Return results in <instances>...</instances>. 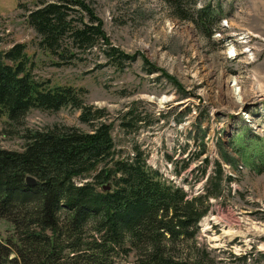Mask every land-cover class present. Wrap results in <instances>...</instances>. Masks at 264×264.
<instances>
[{
    "label": "rangeland",
    "instance_id": "1",
    "mask_svg": "<svg viewBox=\"0 0 264 264\" xmlns=\"http://www.w3.org/2000/svg\"><path fill=\"white\" fill-rule=\"evenodd\" d=\"M186 1L188 9L194 1L197 10L218 9L221 19L210 37L191 19L175 16L165 0H86L103 21L109 43L100 40L82 59L57 65L25 17L26 8H38L40 0H0V49L23 43L37 79L84 88L85 102L105 108L114 123L116 148L123 151L116 158L123 160L135 143L141 145L148 164L189 197L206 193L218 159L232 180L223 181L222 193L209 199L210 212L195 239L198 253L206 264H264V0ZM110 47L130 57L123 67L109 60ZM146 61L156 71L148 72ZM130 109L146 117L132 132L120 126ZM80 112L32 109L16 132L2 117L0 148L22 151L28 128L59 123L88 129L79 121ZM204 147L206 153L197 158ZM206 157L210 166L202 176ZM0 237L17 238L14 225L1 218Z\"/></svg>",
    "mask_w": 264,
    "mask_h": 264
},
{
    "label": "trees",
    "instance_id": "2",
    "mask_svg": "<svg viewBox=\"0 0 264 264\" xmlns=\"http://www.w3.org/2000/svg\"><path fill=\"white\" fill-rule=\"evenodd\" d=\"M165 1L175 16L191 19L208 37L220 22L216 7L197 10L194 1L188 9L186 0ZM26 11L38 44L59 60L57 65L82 59L100 40L109 43L103 21L86 0H40L38 8ZM26 48L16 43L0 49V118L7 117L9 131L24 125L32 109L58 112L65 107L80 110L79 121L88 129L59 123L28 128L22 151L0 148V218L17 233L16 239L0 237V264H206L195 239L210 212L209 199L222 193L223 181L232 180L222 163L214 161L206 193L189 197L148 164L141 145L135 143L131 155L117 159L123 151L116 148L108 111L88 105L84 88L50 86L37 79ZM106 54L119 67L130 58L114 47ZM146 63L148 72L156 71ZM145 119L130 109L120 126L132 132ZM205 153L204 147L196 157ZM221 155L235 164L227 153ZM209 166L206 157L202 176ZM29 175L35 184L27 183Z\"/></svg>",
    "mask_w": 264,
    "mask_h": 264
},
{
    "label": "bare ground",
    "instance_id": "3",
    "mask_svg": "<svg viewBox=\"0 0 264 264\" xmlns=\"http://www.w3.org/2000/svg\"><path fill=\"white\" fill-rule=\"evenodd\" d=\"M234 86H236V84ZM234 92H235L234 95L236 96L237 102H239V103L242 102V97L240 96V90L238 88H236V89H234ZM228 222H230V220Z\"/></svg>",
    "mask_w": 264,
    "mask_h": 264
},
{
    "label": "water",
    "instance_id": "4",
    "mask_svg": "<svg viewBox=\"0 0 264 264\" xmlns=\"http://www.w3.org/2000/svg\"><path fill=\"white\" fill-rule=\"evenodd\" d=\"M26 180H27L28 184H35V182H36V178H34L33 176H30V175L27 176Z\"/></svg>",
    "mask_w": 264,
    "mask_h": 264
},
{
    "label": "built area",
    "instance_id": "5",
    "mask_svg": "<svg viewBox=\"0 0 264 264\" xmlns=\"http://www.w3.org/2000/svg\"><path fill=\"white\" fill-rule=\"evenodd\" d=\"M227 167V166H226Z\"/></svg>",
    "mask_w": 264,
    "mask_h": 264
}]
</instances>
